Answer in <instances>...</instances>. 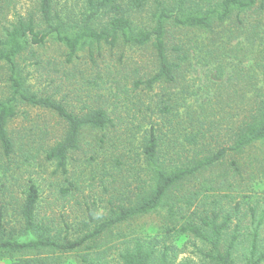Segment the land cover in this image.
Instances as JSON below:
<instances>
[{
	"label": "trees",
	"instance_id": "obj_1",
	"mask_svg": "<svg viewBox=\"0 0 264 264\" xmlns=\"http://www.w3.org/2000/svg\"><path fill=\"white\" fill-rule=\"evenodd\" d=\"M36 1L38 17L19 19L0 41L9 90L0 97V262L191 264L176 263L186 236L201 244L200 264H264V210L242 213L244 202L223 193L190 211L197 191H180L229 155L264 145V0H87L73 25L53 0ZM148 4V19L135 23ZM106 14L113 16L96 26ZM49 39L64 48L65 65L91 73L73 81L62 71L52 93L38 95L20 61ZM193 59L213 61L219 81L209 98L189 102L195 93L183 81ZM63 82L75 85L78 110L66 103ZM121 105L140 106L138 129L125 117L129 162L109 136L120 128ZM33 109L58 118L60 136L49 137ZM46 164L63 178L56 194L80 214L77 222L42 210L44 181L34 170ZM231 168L240 176L236 162Z\"/></svg>",
	"mask_w": 264,
	"mask_h": 264
},
{
	"label": "rangeland",
	"instance_id": "obj_2",
	"mask_svg": "<svg viewBox=\"0 0 264 264\" xmlns=\"http://www.w3.org/2000/svg\"><path fill=\"white\" fill-rule=\"evenodd\" d=\"M151 2L152 0L149 4H152ZM7 3L9 5H7ZM86 4L87 0H53V9L58 15H60L64 25H73V21L79 19L82 13L86 10ZM149 4L145 10L138 15L137 20L135 19V23L141 20L146 21L148 19L152 9ZM29 14H33L35 17H38L36 0H0V41H4V33L7 29H10L13 24L15 25L19 19H26ZM112 16L113 14L103 15L98 20L96 26L103 25L109 17L111 18ZM239 39L240 38L233 40L232 44ZM30 51L31 53H34V55L31 56L32 54L30 55L27 52L23 57V61H20V66H22L25 69V73L28 74L27 84L30 85L33 91H38V95L41 93L43 94L42 91L44 90H48L49 93H52L53 84L50 81L56 80V82L59 83L62 71H66L67 73L72 71L71 80L73 81H78L82 74H84V76H89V73H91V71H86L85 64H76L79 62L65 65L64 48L53 39H49L44 46L34 47ZM138 54L142 55V52L141 54L140 52ZM142 57L143 60L140 61V63L144 64L146 68H148L149 66L145 63H147V60H150L148 58L149 56L144 55ZM116 59H118L117 56ZM136 59L139 62L138 57ZM213 59L214 58H212V60ZM73 65H76V67ZM3 66L4 64L0 62V97H5L9 93L8 84L6 82V69L3 68ZM215 69V63L213 61L203 64V62H197V59L191 60V67L185 73V79L183 81L185 89L187 88L189 92L195 93L191 97H188L189 102H193L195 99L203 101L217 91V86H212V82L218 83L217 81H219V79L216 78ZM68 84L69 82H63L62 84L68 87V89L63 91V93L65 92L67 95L65 101L73 107L75 105V109L78 110L80 108V104H77L73 95L69 93L75 85L69 86ZM156 91H158V89H155L153 93ZM139 98H143L145 100L144 96ZM137 109H140L139 105L138 108L136 106L129 107L128 105H121L118 107L117 111L122 119H116V123L117 126H120V128L116 131H112L109 136H112L114 140L120 143L118 148L120 153H125L129 147L127 143L128 140H126L127 134H125L126 131L124 129V127L127 128L125 117L128 115L130 121L135 124V128H139L138 125L140 124V121L139 118H137L139 117ZM30 118L35 121L39 118V124H47L51 133L49 137L60 136V133H62V123L52 114H48L42 110L33 109L31 111ZM16 123L20 124L23 122L18 119ZM133 132H136V130ZM133 142L135 143V140H133ZM123 155L124 160L129 162V159H127V157H129L128 152ZM130 161L132 160L130 159ZM231 161L238 164L241 171L240 176L234 175V171L231 168ZM260 162H263L262 165ZM34 172L36 173L35 176H40V179L44 181L42 182V210L53 211L56 214L55 217L58 219L61 215H64V217H69V222H77L81 217L80 214L71 212L68 202H66V200H62L58 197V194H56L58 191L57 189L61 185H65L63 178L59 177V179H56L55 176L57 175L53 176L51 174L53 173V167L49 164L42 166L40 169H35ZM86 175L88 176L87 171ZM47 183L56 184V188L47 189ZM206 188L214 190L205 191ZM94 191L95 193L99 192V188H94ZM180 191L187 194H189V192L192 193L197 191V196L194 198L195 200H193V206L190 208V211H203V209H207L206 204L208 202H206V200L211 201L213 199V197H209L207 199L208 196L226 193L236 201L244 202L241 209L242 213H244L248 207L253 208L255 205L259 207V212H261L264 210V145H261L259 149L246 151L240 156L229 155L224 165H218L211 170L209 169L199 173L196 177L186 182V184L181 187ZM242 195H245L246 197L250 196L251 198L249 200L242 199ZM245 202H249V204H245ZM260 235L261 237L264 236V229L261 231ZM177 245L179 246V249L183 248V252L178 254L176 263L181 261H191V264L201 263L198 255L194 254L196 249H198L201 245L198 241L192 237L182 236L177 240ZM261 245L262 250L264 249V242H262ZM242 248L243 246H238V248H236L235 254L237 256V262L242 261ZM113 262L116 263L114 259ZM9 263L10 261L0 262V264Z\"/></svg>",
	"mask_w": 264,
	"mask_h": 264
}]
</instances>
